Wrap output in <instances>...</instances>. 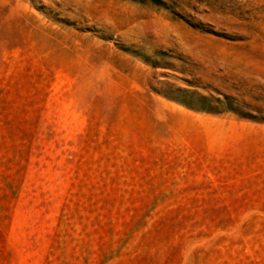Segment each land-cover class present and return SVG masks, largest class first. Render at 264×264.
<instances>
[{"label": "rangeland", "instance_id": "374dc122", "mask_svg": "<svg viewBox=\"0 0 264 264\" xmlns=\"http://www.w3.org/2000/svg\"><path fill=\"white\" fill-rule=\"evenodd\" d=\"M0 264H264V0H0Z\"/></svg>", "mask_w": 264, "mask_h": 264}]
</instances>
